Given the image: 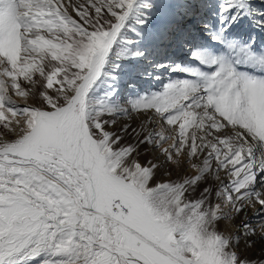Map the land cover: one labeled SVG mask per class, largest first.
I'll list each match as a JSON object with an SVG mask.
<instances>
[{"label":"snow or ice","instance_id":"1","mask_svg":"<svg viewBox=\"0 0 264 264\" xmlns=\"http://www.w3.org/2000/svg\"><path fill=\"white\" fill-rule=\"evenodd\" d=\"M258 246L264 0H0V264Z\"/></svg>","mask_w":264,"mask_h":264},{"label":"bare ground","instance_id":"2","mask_svg":"<svg viewBox=\"0 0 264 264\" xmlns=\"http://www.w3.org/2000/svg\"><path fill=\"white\" fill-rule=\"evenodd\" d=\"M248 215H249L250 217L252 216V210H251V209L248 210ZM236 223H239V219H237ZM249 223H255V218L249 220ZM248 253H249V255H251V254L255 255L254 258H255L256 260H259L260 258L264 257V250H262L259 246L256 247L255 250L250 251V252H248ZM253 255H252V256H253Z\"/></svg>","mask_w":264,"mask_h":264},{"label":"rangeland","instance_id":"3","mask_svg":"<svg viewBox=\"0 0 264 264\" xmlns=\"http://www.w3.org/2000/svg\"><path fill=\"white\" fill-rule=\"evenodd\" d=\"M133 123H134V122H133ZM134 142H135V141L132 140V138H130V137L125 138V140L122 141V143H124V144L134 143ZM147 158H148L147 156H143V155H142V156L140 157V160H141V162H143V161H145ZM244 255H247L251 260L256 261V259L254 258L255 255H253V254L249 255V253H244ZM252 255H253V256H252Z\"/></svg>","mask_w":264,"mask_h":264}]
</instances>
